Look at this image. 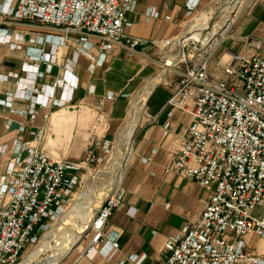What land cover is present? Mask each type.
Masks as SVG:
<instances>
[{"label":"built area","instance_id":"1","mask_svg":"<svg viewBox=\"0 0 264 264\" xmlns=\"http://www.w3.org/2000/svg\"><path fill=\"white\" fill-rule=\"evenodd\" d=\"M261 1L225 0L211 8L214 12L208 25L197 22L202 11L194 12L186 29L152 40L161 49L165 66L179 71L168 99V114L180 108L192 117L165 170L210 190L199 219L185 223L168 239L170 252L159 264H264V253L247 250L244 240L249 232L264 240V56L232 52L221 70L210 67L225 32L244 10L249 12ZM199 3L187 0L188 12L197 9ZM136 6L137 0H4L0 24L6 23L7 17L30 18L59 31L29 39L37 43H64L68 32H76L75 53L89 56L93 68L105 61L117 41H124L127 55L133 56L145 40L126 30L129 13ZM147 15L158 16L159 12L151 5ZM197 32H201L199 37ZM25 40L22 32L0 25V41L21 47ZM94 46L101 49L99 55L93 53ZM44 55V48L39 47L29 59ZM35 65L26 62L25 68H37ZM73 76L66 68L62 78L56 77L42 89L34 85L31 95L46 105L68 102L72 93L61 97L55 93ZM103 102L101 98L99 105ZM169 126L168 120L165 133ZM43 132L40 129L35 136L40 138ZM13 147L15 154L0 175V264H16L27 247L40 240L41 232L61 215L84 184L85 173H92L95 165L100 170L106 161L117 162L123 178L131 151L116 159L115 140L96 134L81 159L53 155L22 133L14 139ZM125 192L121 180L104 197L92 218L88 251L101 246L103 240L110 242L111 252L117 250V234L107 233L105 227L112 211L124 204ZM43 217L47 220L42 221Z\"/></svg>","mask_w":264,"mask_h":264},{"label":"crops","instance_id":"2","mask_svg":"<svg viewBox=\"0 0 264 264\" xmlns=\"http://www.w3.org/2000/svg\"><path fill=\"white\" fill-rule=\"evenodd\" d=\"M186 1L137 0L126 30L145 40L133 56L127 55L124 41H117L105 61L93 68L89 56L75 53L76 32H68L64 43H37L29 39L59 31L30 18L7 17V22L0 24L22 32L26 39L21 47L0 41V175L15 154L13 141L21 133L58 157H85L95 134L115 140L116 159L131 149L122 178L124 204L112 211L105 227L107 233L117 234V250L111 252L110 242L103 240L102 249L98 246L88 251L90 243L73 264H159L170 252L168 239L185 223L196 222L210 197V190L197 181L165 170L192 117L180 108L168 114V99L179 71L165 66L162 51L152 40L183 31L194 12L225 2L200 0L198 8L189 13ZM151 5L159 15L148 18ZM39 47L44 48L45 55L29 59ZM92 50L96 55L101 51L98 46ZM232 52L264 56V0L240 15L225 32L210 67L221 70ZM26 62L35 63L37 68H25ZM66 68L74 76L70 83L64 81L58 86L55 95L72 93V99L47 105L36 101L31 95L33 86L42 89L56 77L62 78ZM110 93L113 96H107ZM101 98L104 102L99 105ZM40 129L44 132L39 138L35 134ZM85 189L78 202L83 200ZM244 240L247 250L264 253V240L255 233L245 234Z\"/></svg>","mask_w":264,"mask_h":264},{"label":"rangeland","instance_id":"3","mask_svg":"<svg viewBox=\"0 0 264 264\" xmlns=\"http://www.w3.org/2000/svg\"><path fill=\"white\" fill-rule=\"evenodd\" d=\"M245 11L246 10L240 15L244 14ZM210 18V15H206L202 18L203 21L201 22L208 23ZM216 18L217 16L213 17V20H216ZM97 167L98 166L95 165V170H92V173L90 174L88 173L89 175L86 176L84 184L77 189L75 197L70 199L65 205L64 211L61 215L51 223L49 228L41 232L40 240L38 242L27 247L17 264H20L29 254L38 249L42 245L43 238L48 233L51 234L50 244L35 256L34 259L36 262L42 263L48 257H54L58 254L59 264H73L77 256H79L90 244L93 215L97 212L104 197L118 185L122 172L117 162L106 161L102 164L100 170H96ZM85 188H89L91 191L93 205L90 219L86 223L81 213L71 212L80 199L78 195H80ZM46 220L47 217H43L42 221ZM64 247L66 248V251L60 253V249H63Z\"/></svg>","mask_w":264,"mask_h":264},{"label":"bare ground","instance_id":"4","mask_svg":"<svg viewBox=\"0 0 264 264\" xmlns=\"http://www.w3.org/2000/svg\"><path fill=\"white\" fill-rule=\"evenodd\" d=\"M211 11L214 12V9H210L209 11H204L202 13H200L197 16V22L198 23H203L204 25H208V23L206 22H201L203 21V17L208 15ZM213 15V14H212ZM211 19V18H210ZM201 34V32H197L195 33V36L199 37ZM122 180V176H120V181ZM95 188V187H94ZM94 190V189H93ZM82 200V199H81ZM93 210L92 207V194L89 188H86L84 193H83V200L81 202H78V204H76L74 206V209L71 210V212H78L81 213V215L84 218L85 223L89 221L90 216H91V212ZM81 217V216H80ZM74 235V234H72ZM51 241V234L48 233L45 235V237L42 240V245L36 249L33 253L29 254L20 264H59V258H58V254H56L54 257H48L45 261H43L42 263L36 262L35 261V256L44 248L48 247ZM58 243V242H57ZM67 245V243H66ZM59 248V247H57ZM61 248V246H60ZM59 251V249H58ZM66 251V248L64 247L63 249H60V253ZM59 253V254H60ZM17 264V263H16Z\"/></svg>","mask_w":264,"mask_h":264}]
</instances>
